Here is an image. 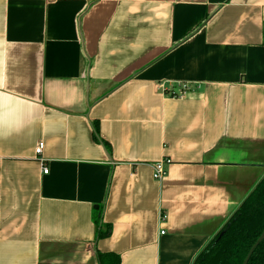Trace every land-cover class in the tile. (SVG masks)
I'll use <instances>...</instances> for the list:
<instances>
[{"label": "crops", "instance_id": "0c3cea01", "mask_svg": "<svg viewBox=\"0 0 264 264\" xmlns=\"http://www.w3.org/2000/svg\"><path fill=\"white\" fill-rule=\"evenodd\" d=\"M263 175L264 0H0V264H192Z\"/></svg>", "mask_w": 264, "mask_h": 264}, {"label": "trees", "instance_id": "16d2710c", "mask_svg": "<svg viewBox=\"0 0 264 264\" xmlns=\"http://www.w3.org/2000/svg\"><path fill=\"white\" fill-rule=\"evenodd\" d=\"M108 143H105L107 146ZM108 147V146H107ZM95 223L98 216L95 215ZM264 227V175L240 202L213 238L195 256L192 264H241ZM222 231V234H219ZM109 234V226L97 229V237ZM99 264H120L113 253L97 251ZM247 264H264V238L253 250Z\"/></svg>", "mask_w": 264, "mask_h": 264}, {"label": "built area", "instance_id": "2783aa9c", "mask_svg": "<svg viewBox=\"0 0 264 264\" xmlns=\"http://www.w3.org/2000/svg\"><path fill=\"white\" fill-rule=\"evenodd\" d=\"M185 92H186V89L183 86V88L181 89V91H179V93H180V95H183ZM179 93H178V95H179ZM42 148H43V141L37 142V144L34 147V153L36 156H40ZM39 161H40V164L42 166V173L47 174L48 170H47V167L43 163V159L39 158ZM168 164H169V160L166 158L158 160L157 162H154L152 164V177H154L155 180H161L165 175V172H166L165 167ZM163 218H165V216L161 215V219H163Z\"/></svg>", "mask_w": 264, "mask_h": 264}, {"label": "water", "instance_id": "95a60500", "mask_svg": "<svg viewBox=\"0 0 264 264\" xmlns=\"http://www.w3.org/2000/svg\"><path fill=\"white\" fill-rule=\"evenodd\" d=\"M219 234H222V231ZM263 237H264V228H263L262 232L260 233V235L257 237V239L252 244L253 246H251L250 249L248 250V252H247V254H246V256L243 259V262L241 264H246L248 262V259L251 255V253L253 252L254 248L258 245V243L263 239Z\"/></svg>", "mask_w": 264, "mask_h": 264}, {"label": "flooded vegetation", "instance_id": "af4514ba", "mask_svg": "<svg viewBox=\"0 0 264 264\" xmlns=\"http://www.w3.org/2000/svg\"><path fill=\"white\" fill-rule=\"evenodd\" d=\"M263 228H264V227H263ZM262 230H263V229H262ZM261 232H262V231H261ZM263 238H264V237H263ZM262 240H263V239H262ZM262 240H261V241H262ZM261 241H260V242H261ZM260 242H259V243H260ZM259 243H258V244H259ZM249 249H250V248H249ZM254 249H255V248H254ZM246 254H247V253H246ZM251 254H252V253H251ZM245 256H246V255H245ZM250 256H251V255H250ZM244 258H245V257H244ZM249 258H250V257H249ZM248 260H249V259H248ZM242 261H243V260H242ZM248 262H249V261H248ZM241 263H242V262H241ZM246 264H247V263H246Z\"/></svg>", "mask_w": 264, "mask_h": 264}]
</instances>
